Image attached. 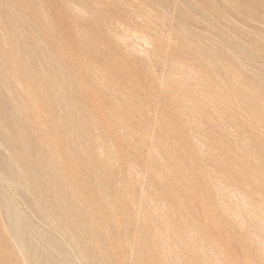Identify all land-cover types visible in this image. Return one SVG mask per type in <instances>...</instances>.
Returning a JSON list of instances; mask_svg holds the SVG:
<instances>
[{"label":"rangeland","instance_id":"obj_1","mask_svg":"<svg viewBox=\"0 0 264 264\" xmlns=\"http://www.w3.org/2000/svg\"><path fill=\"white\" fill-rule=\"evenodd\" d=\"M262 136L264 0H0V264H264Z\"/></svg>","mask_w":264,"mask_h":264},{"label":"bare ground","instance_id":"obj_2","mask_svg":"<svg viewBox=\"0 0 264 264\" xmlns=\"http://www.w3.org/2000/svg\"><path fill=\"white\" fill-rule=\"evenodd\" d=\"M18 34V33H17ZM147 41V40H146ZM249 57V56H248ZM230 82V81H229ZM18 86V85H17ZM240 111V110H239ZM248 112V111H247ZM237 114V113H236ZM240 117V116H239ZM262 120V119H261ZM260 120V121H261ZM75 136V135H74ZM263 137V136H262ZM264 138V137H263ZM255 185V184H254ZM260 186V185H259ZM4 188V187H3ZM7 189V188H6ZM5 189V190H6ZM6 194V193H5ZM241 197V196H240ZM243 201V200H242ZM11 202V201H10ZM244 203V202H243ZM9 206V205H8ZM247 207V206H246ZM76 218V217H75ZM87 219V218H86ZM65 229V228H64ZM13 235V234H12ZM14 236V235H13ZM128 237V236H127ZM120 239V238H119ZM17 240V239H16ZM56 241V240H55ZM38 244V243H37ZM17 245V244H16ZM19 246V245H18ZM20 249V248H19ZM21 250V249H20ZM46 250H49V249H46ZM40 256V255H39ZM41 257V256H40Z\"/></svg>","mask_w":264,"mask_h":264}]
</instances>
